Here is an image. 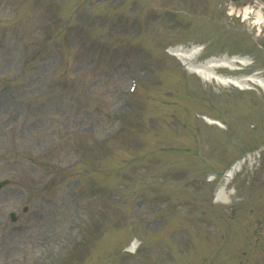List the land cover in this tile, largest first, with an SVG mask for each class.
<instances>
[{
    "label": "rangeland",
    "instance_id": "obj_1",
    "mask_svg": "<svg viewBox=\"0 0 264 264\" xmlns=\"http://www.w3.org/2000/svg\"><path fill=\"white\" fill-rule=\"evenodd\" d=\"M225 1L0 0V180L10 181L0 191V264H209L236 228L264 229L263 91L204 81L167 52L202 45L198 62H251L219 73L264 76V28L256 36L231 19ZM140 25L148 33L133 37ZM116 114L123 132L91 147ZM257 150L228 199L213 200L224 168Z\"/></svg>",
    "mask_w": 264,
    "mask_h": 264
},
{
    "label": "bare ground",
    "instance_id": "obj_2",
    "mask_svg": "<svg viewBox=\"0 0 264 264\" xmlns=\"http://www.w3.org/2000/svg\"><path fill=\"white\" fill-rule=\"evenodd\" d=\"M249 13V11H247ZM256 19H254L253 22L257 24L264 23L261 16H259V13L255 15ZM202 47L201 46H191V47H175L171 49V53L175 55L178 59H180L186 66L187 70L196 73L199 77H201L204 81H215L218 84L224 85V86H235L240 90L248 89L249 87H246V83L251 81L254 83V85L259 86L263 92H264V78L259 79L255 77L251 78H239L235 75H229V74H221L217 71V68L225 67L230 70H235L237 67V63H241L243 65L249 63L246 59H242L239 57H231L228 58L226 56L220 57V58H209L203 62H195L196 56L201 52ZM207 118L208 122L215 123L212 119L205 116ZM217 124V123H216ZM221 126V125H220ZM223 127V125L221 126ZM244 163V160H237L235 161L232 166L227 170L226 174L223 176V183L217 193H216V200H226L227 199V193H225L226 183L230 181V179L234 176L236 171H238L241 168V165ZM135 244L132 245L134 247Z\"/></svg>",
    "mask_w": 264,
    "mask_h": 264
},
{
    "label": "flooded vegetation",
    "instance_id": "obj_3",
    "mask_svg": "<svg viewBox=\"0 0 264 264\" xmlns=\"http://www.w3.org/2000/svg\"><path fill=\"white\" fill-rule=\"evenodd\" d=\"M226 261L227 262H231L232 260L231 259H227ZM253 261H256V259H254Z\"/></svg>",
    "mask_w": 264,
    "mask_h": 264
},
{
    "label": "water",
    "instance_id": "obj_4",
    "mask_svg": "<svg viewBox=\"0 0 264 264\" xmlns=\"http://www.w3.org/2000/svg\"><path fill=\"white\" fill-rule=\"evenodd\" d=\"M1 184H2V183H1ZM1 184H0V185H1Z\"/></svg>",
    "mask_w": 264,
    "mask_h": 264
}]
</instances>
